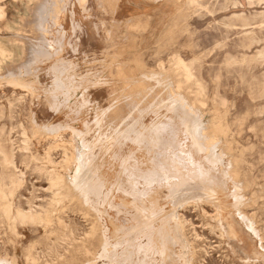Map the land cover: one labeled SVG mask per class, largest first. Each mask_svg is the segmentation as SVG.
Returning a JSON list of instances; mask_svg holds the SVG:
<instances>
[{"label":"rangeland","instance_id":"rangeland-1","mask_svg":"<svg viewBox=\"0 0 264 264\" xmlns=\"http://www.w3.org/2000/svg\"><path fill=\"white\" fill-rule=\"evenodd\" d=\"M55 2L63 6L59 24L51 16ZM0 11V51H7L0 55V259L93 262L102 244L96 209L111 192L99 171H109L111 182L126 179L135 197L128 210L108 209L112 236L120 223L135 237L148 233L156 206L140 194L152 179L166 180V163L156 156L166 144L156 146L180 132L166 124L175 93L221 141L207 147L203 129L192 128L188 143L172 148L209 150L214 158L200 157L224 194L172 193V214L134 264H153L155 249L173 253L161 264H264V0H0ZM56 124L62 127L49 129ZM99 138L92 170L76 164L75 150ZM160 191L166 205L168 189ZM217 202L225 204L223 224ZM223 225L231 238L221 234Z\"/></svg>","mask_w":264,"mask_h":264},{"label":"bare ground","instance_id":"bare-ground-1","mask_svg":"<svg viewBox=\"0 0 264 264\" xmlns=\"http://www.w3.org/2000/svg\"><path fill=\"white\" fill-rule=\"evenodd\" d=\"M80 1H84V0H80ZM42 7H44V6H41L39 8V11L42 9ZM62 10H63V6H61V4H59L58 2H55L54 7L51 10V16L53 18L52 20H54V24H59L58 23V18H59L60 13L62 12ZM0 12H2V11H0ZM0 15H1V13H0ZM4 49L0 51V55L1 56L4 55L5 52H7ZM11 57H12V55H11ZM8 59H11V58H8ZM3 62H6V60L3 61ZM182 62H180V63H182ZM182 66L185 68L186 75L189 76V73H190L189 69H187V67L184 64ZM20 80H22V79H20ZM20 80H15V82H13V83H16L17 85H21L23 87H27V88L29 87L30 88V85L28 86V84H26V83H24V82H22ZM62 91H64V90H62ZM170 102H171L170 109L173 111V113H174L173 115L174 116L172 118L169 117V116L166 117V121H167L166 124H167V126L168 125H173V126L179 128L180 132H179L178 135H176L172 139V142L167 143L166 140L164 139V142H162V144H159V145L157 144L158 146H156V148L157 147L161 148V147H159L160 145L163 146L164 144H166V151L164 153H157L156 156L157 157L161 156L163 158L164 162L166 163V167L165 168H166V172H167V174H166L167 177H166L165 181L162 180V178H161L162 181L157 180L154 183L152 182L153 181V179H152L150 187L148 186V187L144 188V192L140 194L141 198H144L143 201L145 200V198L147 196V197H149L150 203H152L154 206H156V209H155L156 217H155L154 223L151 224L150 230H149L148 233H146V234L141 233L140 235H137L136 237H135V235H132L130 233L129 226H125V225L120 223V228L116 231L115 236H112L111 229L109 228V223H108V220H107V217L110 216L108 209H117L118 211H122V209L125 208L126 210H128L127 208L130 207L131 198L134 197V196H132V194L129 192L130 188H129L128 184H127V180L126 179L123 180L120 175H118V176H120L118 179H116L114 182H111L110 178H108L106 176L107 175L106 173H108L109 171L108 172H103V173H100V171H99V173L97 172V178L99 177L100 180H102L104 182V185L105 184L107 185V188H109L111 190V192L109 194L110 199H108L105 202L101 203L100 206L102 207V209H96L95 208L96 212L98 211L99 216H100V218H98V219L101 221L100 225H98V228L101 231L102 244H101V251H100V253H98V256L95 258V260L93 262H90L88 264H96V262L99 259L102 260V261L107 259V262H105L104 264H132V262L134 264V261H135V263L137 261H143L141 258H138V257H140L141 255H144V254L147 255V253H146V250H144V251L140 250V247H141V245H145L146 249L148 247H150L151 243L155 240V238H154L155 234H156L155 232L157 230H160L163 227V223H162L163 219H165L166 216L169 213L172 214L173 210H171L168 207V204L170 202L169 200H170V197L172 196V193H175L176 191H185V190H187V191L189 190L190 191V190H194V189H199L202 192H204L205 197L207 198V200H208V198H210L212 200L213 198H215V196L218 197L219 199L222 198V195L224 194V191L221 189L216 177L211 173V171L209 172L207 169H205V166H204L205 164L203 165V161L201 159L202 157H204L206 160L214 158L209 153V150H202V151H204L202 153H200V152L195 153V152H192V151H189V152L185 153L184 149H181V148L173 149L174 147L172 148V146H176L178 144H181L182 142L183 143H188V139H189L190 136L188 134H186V132L189 133V132L192 131V130H188V129H192V128L194 129L195 128L197 130V128H202L203 129V133H204L203 135H201V138L203 139L202 142L207 147L212 146V145H217V142L220 143V141H221L220 135L218 134V132L216 130H214V131L211 130L210 129L211 128L210 125L205 123L204 120L202 119V117H203L202 114L199 111H197L196 109H194V107L191 104H189L186 100H184V98H182L181 96H177L175 93L174 94L172 93L171 96H170ZM158 121H160V119H156V120H154L152 122H153V124H157ZM151 123H149V125ZM57 127L60 129V127H62V126L60 124H56V125H53V126L49 127V129L51 128V130H52V128L55 129ZM161 127H162V125H161ZM185 128H187V130H185ZM69 129H71V128H69ZM154 130L156 131V129H154ZM157 130L159 131V129H157ZM160 130H162V129H160ZM165 130L166 129H164L163 131L166 133ZM155 135L156 134H154V136ZM159 135L162 136V134H159ZM159 135H157V136H159ZM170 137H168V135L166 136V138H170ZM156 138H158V137H156ZM99 140H101V139L100 138L96 139L95 143L86 141L85 142L86 144L84 143L83 144V148H82L85 151H82L80 149L81 146L77 150H75L76 154H75V157H74V161H76V164H79V166H80V164L84 165V163H86V165H88V164L91 165V164H93L94 162L97 161V156L93 152V149L95 148V146L97 144V141H99ZM154 141H155V139H154ZM149 143H151V141ZM156 143H158V142H156ZM154 145H155V143H154ZM147 146H148V148L150 147L149 145H147ZM112 147H114V145L110 147L111 150L113 149ZM151 150H153V149L151 148ZM145 151H147V150H145ZM220 152L222 154H224V151L221 148H220ZM108 153H109V151H108ZM151 153H152V151H151ZM115 154H114V157L116 158L117 154L116 155ZM72 155H71V157H72ZM141 155H142V152H141ZM153 155L150 154V156L148 155L149 156L148 158L146 157L147 160H148L147 165H149V168L152 167V165H153L152 163L154 162ZM172 155L181 156V158L183 160L182 161L183 163H181V161L179 160L178 163L175 164V161H173L174 158L172 157ZM200 156H202V157H200ZM127 159H128V156L126 158H124L123 161H125ZM171 159H173V160H171ZM13 161H14V159H13ZM106 164H109V163L107 162ZM124 164H125V162H124ZM109 165H110L109 168L111 169V165H113V164L110 163ZM91 167H90V169H91ZM85 168H87V167H85ZM81 169H83V167H81ZM98 169L99 168L97 167V171H98ZM127 171L125 170V172H127ZM148 172H150V171H148ZM78 173H80V170H79ZM82 173H84V172L82 171ZM85 173H87V172L85 171ZM90 173H92V172H90ZM90 173H88V174H90ZM130 173H132V172H130ZM75 175H76V173H75ZM77 175H79V174H77ZM108 175H109V173H108ZM81 176H82V174H81ZM229 176H230V173H229ZM83 177H84V175H83ZM86 177H87V175H86ZM86 177H84V178L87 179ZM57 178L59 179L60 176H57ZM84 178H83V180H84ZM74 179H76V178H74ZM142 179H143L142 181H144V177ZM89 180H90V178H89ZM91 180H92V178H91ZM136 180H138V179H136ZM139 181H141V180H139ZM88 182L89 181L83 182V183L85 184V183H88ZM90 183H91V181H90ZM118 183H121L122 185L123 184L124 185L122 187H120ZM137 183H138V181H137ZM19 184H20V182H19ZM81 184H79V185H81ZM96 184L98 185V183H96ZM142 184L143 183H141V185ZM93 185H94V183L92 182L91 186H93ZM83 187H86V186H83ZM96 187H99V186H96ZM163 187H166L168 189V194L166 195V198H165L166 205H164L162 203V197H161V194H160L161 193L160 189H162ZM82 188L80 187V189H82ZM93 188H95V187H93ZM100 188H101V186H100ZM100 188L98 190L99 192H100ZM87 190H89V189H86V191ZM86 191H85V193H86ZM90 192H91V190H90ZM96 192H97V190H96ZM118 192L123 193L125 198L121 197L120 200L118 201L117 200V193ZM2 201H4V200H2ZM216 205H217L218 213H219V221L222 222V220L225 218V215H224V212H225L224 211L225 210L224 206H225V204H222L221 202H217ZM172 219L175 220V221L179 220V222H180L179 226L182 228L183 221L180 218V215H178V216L173 215V218H171V220ZM222 224H223V222H222ZM224 228H225V231L221 232V234L222 235H227V236H229L231 238L234 235V231L232 229L228 230L227 227H225V226H224ZM112 238H114V241L112 240ZM130 238L134 239V240L131 241V242L125 241V240H129ZM138 238H140L141 242H140V240ZM144 238H145L146 242L142 241ZM108 247H113L112 251L111 250L107 251ZM142 251H143L144 254L141 253ZM163 253H165V256L162 257L161 256V251L158 250V249L157 250L155 249V250H153L152 254H149L151 258H153L152 257L153 254H159V256H160V259H158V260L154 259L155 262L153 264H161V260L163 258H164V260L165 259L167 260V258L172 257L171 254H173L171 250H166ZM106 254H115V256L112 257V258L111 257L105 258ZM0 264H11V263L8 260L0 259ZM137 264H139V262Z\"/></svg>","mask_w":264,"mask_h":264}]
</instances>
